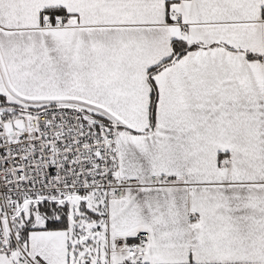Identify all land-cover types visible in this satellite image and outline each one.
<instances>
[{"label":"snow or ice","instance_id":"6c2138e0","mask_svg":"<svg viewBox=\"0 0 264 264\" xmlns=\"http://www.w3.org/2000/svg\"><path fill=\"white\" fill-rule=\"evenodd\" d=\"M0 264H264V0H0Z\"/></svg>","mask_w":264,"mask_h":264}]
</instances>
